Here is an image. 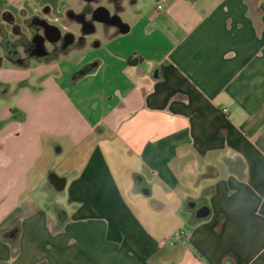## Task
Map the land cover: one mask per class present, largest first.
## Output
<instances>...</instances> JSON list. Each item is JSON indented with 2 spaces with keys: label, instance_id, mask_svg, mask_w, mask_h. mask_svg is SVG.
Returning <instances> with one entry per match:
<instances>
[{
  "label": "crops",
  "instance_id": "0c3cea01",
  "mask_svg": "<svg viewBox=\"0 0 264 264\" xmlns=\"http://www.w3.org/2000/svg\"><path fill=\"white\" fill-rule=\"evenodd\" d=\"M143 8L82 52L2 62L0 264H264V0Z\"/></svg>",
  "mask_w": 264,
  "mask_h": 264
},
{
  "label": "flooded vegetation",
  "instance_id": "af4514ba",
  "mask_svg": "<svg viewBox=\"0 0 264 264\" xmlns=\"http://www.w3.org/2000/svg\"><path fill=\"white\" fill-rule=\"evenodd\" d=\"M134 3L135 0H60V13L49 3L35 7L26 20L28 13L24 10L16 15L1 13L0 66L3 61L21 66L50 62L82 52L89 40L99 45L104 38H115L119 31L113 29L111 33L110 26H120L126 6ZM79 22L90 34L81 31Z\"/></svg>",
  "mask_w": 264,
  "mask_h": 264
},
{
  "label": "rangeland",
  "instance_id": "374dc122",
  "mask_svg": "<svg viewBox=\"0 0 264 264\" xmlns=\"http://www.w3.org/2000/svg\"><path fill=\"white\" fill-rule=\"evenodd\" d=\"M33 1H35V0H33ZM155 2H156V0H140V5H144L143 10L146 11V10H149L153 6V4ZM34 7H35V5H34ZM13 14L16 15L17 14V11H16V13L14 12ZM31 14L28 13V15L26 16V18H24V20L29 19V17H30ZM124 19L126 20L125 17H124ZM20 23H21V19H20ZM5 29L7 31H9L10 30V27L8 25H5ZM5 66H8V64H6ZM11 98H12L11 96H7L6 98L0 99V111H1V109H2V107L4 105L12 104L11 103ZM166 236L168 237L169 235H166ZM167 237H165V238H167Z\"/></svg>",
  "mask_w": 264,
  "mask_h": 264
},
{
  "label": "water",
  "instance_id": "95a60500",
  "mask_svg": "<svg viewBox=\"0 0 264 264\" xmlns=\"http://www.w3.org/2000/svg\"><path fill=\"white\" fill-rule=\"evenodd\" d=\"M79 24L81 25V31L84 32V34H90L89 31L84 30L83 28L84 24L82 22H79ZM118 28H119L120 33L125 34L129 31V26L123 23L122 21H121V25L118 26ZM208 214H209V211L206 208H202L197 212L196 219L197 220L205 219L207 218Z\"/></svg>",
  "mask_w": 264,
  "mask_h": 264
},
{
  "label": "built area",
  "instance_id": "2783aa9c",
  "mask_svg": "<svg viewBox=\"0 0 264 264\" xmlns=\"http://www.w3.org/2000/svg\"><path fill=\"white\" fill-rule=\"evenodd\" d=\"M159 9H161V7H159ZM183 237H184V232L179 231L173 238H171L170 241H162L161 246H166L167 244H169L170 246H174L176 240H180Z\"/></svg>",
  "mask_w": 264,
  "mask_h": 264
}]
</instances>
